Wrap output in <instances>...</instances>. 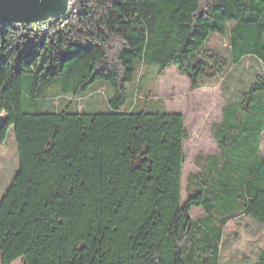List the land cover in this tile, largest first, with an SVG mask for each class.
Instances as JSON below:
<instances>
[{
	"label": "trees",
	"instance_id": "16d2710c",
	"mask_svg": "<svg viewBox=\"0 0 264 264\" xmlns=\"http://www.w3.org/2000/svg\"><path fill=\"white\" fill-rule=\"evenodd\" d=\"M214 33L233 63H264V0H76L45 36L0 27V146L11 125L20 155L0 202L1 264H223L228 223H264V78L223 107L219 153L191 176L208 188L186 202L184 114L124 110L139 63L159 77L177 66L194 89L225 73L205 50ZM99 81L113 87L109 112L35 111L54 86L78 98Z\"/></svg>",
	"mask_w": 264,
	"mask_h": 264
},
{
	"label": "rangeland",
	"instance_id": "374dc122",
	"mask_svg": "<svg viewBox=\"0 0 264 264\" xmlns=\"http://www.w3.org/2000/svg\"><path fill=\"white\" fill-rule=\"evenodd\" d=\"M233 23L230 24V27ZM208 56L228 61V69L223 74L213 76L212 72L204 77L199 88H192L191 81L172 66L164 77L157 75V65L138 64L136 79L129 84V99L125 111L147 109L168 113H180L186 117L189 140L185 143L186 162L183 169L182 201L186 202L206 183L195 187L191 176L201 170L199 160L219 153L213 137V126L220 123L223 107L233 101L242 99L244 93L264 78V63L254 57L247 56L235 64L231 59L229 36L218 33L211 34L205 45ZM218 57V58H217ZM196 60L208 57L204 52L195 56ZM214 63L215 59L210 60ZM48 99L35 111L59 112L67 109L70 112H109L108 100L113 96V87L108 82L99 81L89 88L81 97L62 95L58 87L48 90ZM7 124V115L0 113V127ZM20 168L18 143L13 126L8 125L4 143L0 146V202L13 183ZM211 179L207 178L209 183ZM205 215L202 207H194L191 216L199 219ZM264 247V223L250 217L241 216L231 221L224 234L222 245L223 264H254L261 248ZM1 264V259H0ZM13 264H22L21 260Z\"/></svg>",
	"mask_w": 264,
	"mask_h": 264
},
{
	"label": "water",
	"instance_id": "95a60500",
	"mask_svg": "<svg viewBox=\"0 0 264 264\" xmlns=\"http://www.w3.org/2000/svg\"><path fill=\"white\" fill-rule=\"evenodd\" d=\"M68 0H0V27L58 18L68 10Z\"/></svg>",
	"mask_w": 264,
	"mask_h": 264
},
{
	"label": "built area",
	"instance_id": "2783aa9c",
	"mask_svg": "<svg viewBox=\"0 0 264 264\" xmlns=\"http://www.w3.org/2000/svg\"><path fill=\"white\" fill-rule=\"evenodd\" d=\"M75 1L76 0H68V10L70 13L73 9H75ZM58 20V18H49L44 21L33 22L24 25V32L28 34L31 38L42 37L49 34L52 31V25Z\"/></svg>",
	"mask_w": 264,
	"mask_h": 264
},
{
	"label": "crops",
	"instance_id": "0c3cea01",
	"mask_svg": "<svg viewBox=\"0 0 264 264\" xmlns=\"http://www.w3.org/2000/svg\"><path fill=\"white\" fill-rule=\"evenodd\" d=\"M220 122H221V121H220ZM261 147L264 148V133H263V139H262ZM209 156H211V155H209ZM207 157H208V156H207ZM241 216H245V215H241ZM241 216H240V217H241ZM202 217H203V216H202ZM240 217H238V218H240ZM238 218H236V219H238ZM236 219H234V220H236ZM234 220H232V221H234ZM230 222H231V221H230ZM230 222H229V223H230ZM229 223H228V224H229ZM262 248H263V247H262ZM262 248H261V249H262ZM258 256H259V254H258ZM20 260H21V259H20ZM257 260H258V257L256 258L255 262H256ZM255 262H254V263H255Z\"/></svg>",
	"mask_w": 264,
	"mask_h": 264
},
{
	"label": "bare ground",
	"instance_id": "6f19581e",
	"mask_svg": "<svg viewBox=\"0 0 264 264\" xmlns=\"http://www.w3.org/2000/svg\"><path fill=\"white\" fill-rule=\"evenodd\" d=\"M68 12H66L65 14H63L62 16L58 17V19H61L62 17H64ZM16 25H23V24H16Z\"/></svg>",
	"mask_w": 264,
	"mask_h": 264
}]
</instances>
